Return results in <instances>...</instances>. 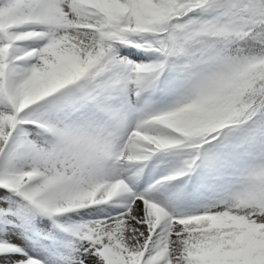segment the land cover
Listing matches in <instances>:
<instances>
[{"label": "snow or ice", "instance_id": "snow-or-ice-1", "mask_svg": "<svg viewBox=\"0 0 264 264\" xmlns=\"http://www.w3.org/2000/svg\"><path fill=\"white\" fill-rule=\"evenodd\" d=\"M0 264H264V0H0Z\"/></svg>", "mask_w": 264, "mask_h": 264}]
</instances>
